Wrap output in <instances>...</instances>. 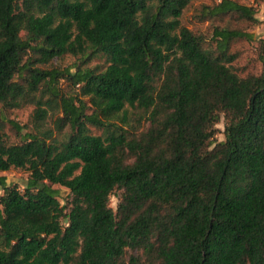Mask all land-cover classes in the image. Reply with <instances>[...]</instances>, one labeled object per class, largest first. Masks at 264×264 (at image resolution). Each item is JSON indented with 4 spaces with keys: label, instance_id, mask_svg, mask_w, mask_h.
Returning <instances> with one entry per match:
<instances>
[{
    "label": "trees",
    "instance_id": "16d2710c",
    "mask_svg": "<svg viewBox=\"0 0 264 264\" xmlns=\"http://www.w3.org/2000/svg\"><path fill=\"white\" fill-rule=\"evenodd\" d=\"M193 1L0 0V172L29 173L22 192L0 176V264H264V38L240 76L229 46L253 36L182 25ZM226 15L258 22L235 0L193 17ZM87 51L104 70L45 68ZM25 105L22 134L4 111Z\"/></svg>",
    "mask_w": 264,
    "mask_h": 264
},
{
    "label": "rangeland",
    "instance_id": "374dc122",
    "mask_svg": "<svg viewBox=\"0 0 264 264\" xmlns=\"http://www.w3.org/2000/svg\"><path fill=\"white\" fill-rule=\"evenodd\" d=\"M220 0H194L188 10L184 13L181 18L182 25L189 29L203 34V36L209 38L211 31L217 28H229L238 29L245 33L251 34L253 38L247 39H235L232 40L229 46V52L234 54L236 59L233 61L232 66L235 71L242 77L253 74L258 75L261 72V62L259 60V40L264 38V0H235L236 2L252 7L255 10V18L257 23L245 21L237 18L235 15H226L221 18H215L208 21L198 22L193 17L199 10L201 5H212L213 3L219 2ZM108 65L106 57L101 53H91L87 51L84 56H70L65 55L60 59L54 60L45 68L55 67L64 69L67 67L79 66L80 68H89L95 71H102ZM73 71V69H72ZM59 89L64 94L73 93L71 85L64 80H60ZM47 96L44 97V100ZM34 106L25 105L20 108L7 109L4 111L6 120H12L20 125L27 126L22 134H25L29 130V120L32 116ZM224 125L225 121L221 116L220 121L214 125L216 130L215 140L217 142L224 141ZM137 127L138 132H145L149 128V122L147 118L141 120L140 124H134ZM89 133L93 135L103 136L105 133L104 128H96L88 126ZM5 141L7 143L18 142L19 138L13 131L10 130L7 125L5 128ZM213 147V146H212ZM133 160L131 156H128L126 161L130 163ZM0 176H3L6 180L7 185L16 186L21 192L24 189V185L27 181L29 173L27 170L19 168H11L5 172H0ZM58 190V200L62 206H67L70 202L69 191L60 186H54ZM2 191L0 189V196ZM120 192L116 191L110 196L109 205L115 211L118 197ZM129 254L140 255V252L129 251Z\"/></svg>",
    "mask_w": 264,
    "mask_h": 264
}]
</instances>
